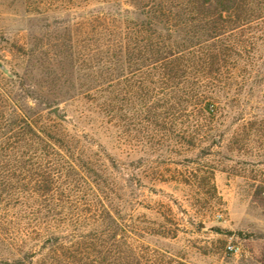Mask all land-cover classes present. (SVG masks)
Here are the masks:
<instances>
[{
	"label": "rangeland",
	"instance_id": "obj_1",
	"mask_svg": "<svg viewBox=\"0 0 264 264\" xmlns=\"http://www.w3.org/2000/svg\"><path fill=\"white\" fill-rule=\"evenodd\" d=\"M96 8L86 0H0V92L81 136V150L100 170L103 202L120 207L138 238L193 264H264V20L245 30L241 55L222 63L213 119L183 111L181 92L170 111L153 112L166 99L161 89L150 92L143 74L115 83L111 118L93 101L101 95L87 93L96 62L77 24ZM70 30L73 88L56 81L70 64ZM56 107L65 120L48 113ZM89 180L72 175L61 199L26 206L87 209ZM35 224L27 215L18 221ZM229 244L239 251L228 252Z\"/></svg>",
	"mask_w": 264,
	"mask_h": 264
},
{
	"label": "trees",
	"instance_id": "obj_2",
	"mask_svg": "<svg viewBox=\"0 0 264 264\" xmlns=\"http://www.w3.org/2000/svg\"><path fill=\"white\" fill-rule=\"evenodd\" d=\"M86 1L97 5L77 23L86 35L87 58L96 62L89 67L87 93L101 95L93 101L101 100L111 118L115 83L143 74L150 92L161 89L166 99L153 112L170 111L181 92L183 111L213 119L209 107L219 100L222 63L241 55L245 30L264 20V0ZM69 32L70 64L56 81L73 88L75 40ZM49 122L50 116L26 111L0 92V264H193L184 254L138 238L120 207L103 202L102 176L81 150V136ZM72 175L90 179L87 209L27 208L29 201L61 199L59 191L71 186ZM24 215L36 224L18 226Z\"/></svg>",
	"mask_w": 264,
	"mask_h": 264
},
{
	"label": "built area",
	"instance_id": "obj_3",
	"mask_svg": "<svg viewBox=\"0 0 264 264\" xmlns=\"http://www.w3.org/2000/svg\"><path fill=\"white\" fill-rule=\"evenodd\" d=\"M227 250L230 253H235V252L239 251L238 248L235 245H233V244H229L227 246Z\"/></svg>",
	"mask_w": 264,
	"mask_h": 264
},
{
	"label": "water",
	"instance_id": "obj_4",
	"mask_svg": "<svg viewBox=\"0 0 264 264\" xmlns=\"http://www.w3.org/2000/svg\"><path fill=\"white\" fill-rule=\"evenodd\" d=\"M58 111H59V107H56V108H53L52 110H49L48 113L54 114L55 116L59 117ZM59 118H61V117H59ZM61 119L65 120V118H61Z\"/></svg>",
	"mask_w": 264,
	"mask_h": 264
}]
</instances>
